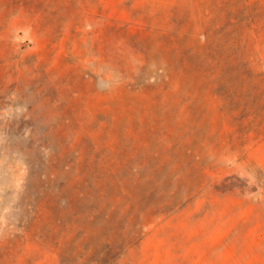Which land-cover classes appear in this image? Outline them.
I'll return each instance as SVG.
<instances>
[{"label":"rangeland","instance_id":"rangeland-1","mask_svg":"<svg viewBox=\"0 0 264 264\" xmlns=\"http://www.w3.org/2000/svg\"><path fill=\"white\" fill-rule=\"evenodd\" d=\"M179 1L0 0V59L13 55L23 70L16 88L0 83V264H264V141L251 143L244 156L222 155L189 197L151 198L168 202L163 210L170 217L147 226L133 249L37 244L59 220H68L62 200L85 209L88 200L81 198H100V184L101 190L112 188L104 181L92 190L75 183L73 173L57 171L75 155L57 154L87 135L116 144L128 124L120 114L125 109L104 104L123 85L160 79L170 54L164 41L155 45L154 39L179 30L194 5ZM225 1L200 0L199 10ZM246 2L251 11H262L255 19L259 35L249 37L261 39L255 66L264 72V0ZM37 141L48 147L38 167ZM51 172L58 174L51 178ZM180 188L193 187L187 181ZM45 198H51V214L40 216L37 206Z\"/></svg>","mask_w":264,"mask_h":264},{"label":"trees","instance_id":"trees-1","mask_svg":"<svg viewBox=\"0 0 264 264\" xmlns=\"http://www.w3.org/2000/svg\"><path fill=\"white\" fill-rule=\"evenodd\" d=\"M234 1L201 11L200 0H192L184 25L154 39L155 45L162 46L164 41L170 54L166 68L159 69L160 79L152 84L151 79H144L141 84L123 85L104 104L108 108L116 103L125 109L119 113L128 124L114 146L108 139L101 142L87 135L62 147L57 158L67 153L75 158L59 173H73L75 183H88L91 190L96 181L112 188L101 190L100 184V198H81L88 200L85 209L74 206L72 200H62L64 206H59L68 220H59L47 238H37L39 246L133 249L143 241L147 226L170 215L163 210L168 202L151 198L189 197L206 181L203 172L222 155L244 156L251 143L264 141V72L255 66L254 51L261 39L249 37L253 31L259 35L255 19L262 11H251L246 0ZM17 62L13 55L0 59L3 87H17L23 74ZM148 65L142 67L141 75L149 71ZM28 137H34L33 131ZM142 146L147 148L143 152ZM46 148L37 141V167ZM205 150L219 156L206 158ZM122 171H126L124 176L119 174ZM55 174L51 172L50 177ZM187 181L193 188L184 192L180 186ZM50 199L37 206L40 216L51 214Z\"/></svg>","mask_w":264,"mask_h":264}]
</instances>
